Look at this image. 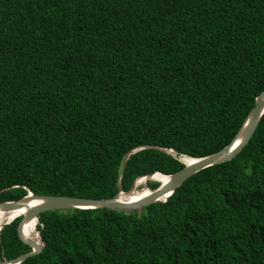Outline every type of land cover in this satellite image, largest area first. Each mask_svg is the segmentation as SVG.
<instances>
[{
  "label": "trees",
  "instance_id": "obj_1",
  "mask_svg": "<svg viewBox=\"0 0 264 264\" xmlns=\"http://www.w3.org/2000/svg\"><path fill=\"white\" fill-rule=\"evenodd\" d=\"M263 91L264 0H0V202L174 174L166 150L221 151ZM24 218L0 232L3 262L35 250ZM37 229L20 264H264V115L167 200L42 211Z\"/></svg>",
  "mask_w": 264,
  "mask_h": 264
},
{
  "label": "water",
  "instance_id": "obj_2",
  "mask_svg": "<svg viewBox=\"0 0 264 264\" xmlns=\"http://www.w3.org/2000/svg\"><path fill=\"white\" fill-rule=\"evenodd\" d=\"M263 115H264V91L257 98L255 107L251 110L248 118L246 119L243 126L239 130L237 136L228 146H226L224 149L214 154L200 157V158H192L194 159L193 162L191 163L186 162L185 163L186 166L174 174L166 175L162 173L165 176H169V180L165 183H162L158 188L153 189L150 194L136 201L124 202L120 200V197L122 196L123 193L131 194V192L136 188L137 180L132 186L131 190L129 191L121 190L119 194L113 198L91 199V198H76V197H71V196H48V195H37V194H34L33 192H30V194L23 199H20L17 201L0 202V206L4 207L6 210L21 209L25 206L29 207V212L23 215L25 216L24 221H23V226H22L23 236L26 240L31 242L35 248L33 252L23 254L19 256L18 258H15L12 260L4 259L5 261L3 262L0 259V264H20L22 261L27 259L29 256L42 252L45 246V242L43 240L41 231L37 229L38 230L37 232L41 236L40 242H37L34 239H32L28 235V231H27L28 230L27 226L29 223H31V221H33V219H37L39 223V215L42 211L55 210V209H76V208H80V209L110 208V209H118V210H121V209L133 210V209L143 208L154 202L167 200V198L179 186L184 184L187 179H189L190 177H192L199 171L207 167H210L212 165L229 161L233 159L239 152H241L242 149L247 145V143L250 141V139L253 137L254 133L256 132L263 118ZM157 173H161V172L144 175L142 177L152 176ZM30 197H33L35 200L39 201V203L35 205H27L26 201ZM13 220L14 219L4 224L3 228L7 224H10ZM0 239H1V236H0Z\"/></svg>",
  "mask_w": 264,
  "mask_h": 264
},
{
  "label": "bare ground",
  "instance_id": "obj_3",
  "mask_svg": "<svg viewBox=\"0 0 264 264\" xmlns=\"http://www.w3.org/2000/svg\"><path fill=\"white\" fill-rule=\"evenodd\" d=\"M187 163H191L194 161L192 158H187L185 160ZM153 179L159 181L161 183H165L169 180V176H165L162 173H157L152 176H145L137 179L136 188L130 193H123L120 197L121 201H136L152 192V189L148 186V180ZM27 205H35L39 203V201L35 200L33 197H30L26 201ZM29 212V207L25 206L21 209L16 210H6L4 207L0 206V230L3 228V225L6 224L8 221L15 219L18 216L24 215L25 213ZM37 219H33L31 223L27 226L28 235L37 242L41 241V236L37 232Z\"/></svg>",
  "mask_w": 264,
  "mask_h": 264
},
{
  "label": "rangeland",
  "instance_id": "obj_4",
  "mask_svg": "<svg viewBox=\"0 0 264 264\" xmlns=\"http://www.w3.org/2000/svg\"><path fill=\"white\" fill-rule=\"evenodd\" d=\"M166 151L169 152V153H171V154H173L174 156L178 157V158H179L182 162H184V163H186L185 160H187V158H193V157H188V156H186V155H179V154H177V152H176L175 150H166ZM128 158H129V157H128ZM128 158H126V160H127ZM149 183H160V184H162L161 182L156 181V180H153V179L148 180V186H149ZM152 190H153V189H152ZM37 224H38V221H37V223H36V226H37Z\"/></svg>",
  "mask_w": 264,
  "mask_h": 264
}]
</instances>
